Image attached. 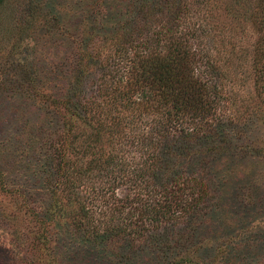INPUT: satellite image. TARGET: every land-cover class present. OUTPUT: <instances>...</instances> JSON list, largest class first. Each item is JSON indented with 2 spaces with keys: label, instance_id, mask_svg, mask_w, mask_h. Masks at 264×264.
<instances>
[{
  "label": "rangeland",
  "instance_id": "obj_1",
  "mask_svg": "<svg viewBox=\"0 0 264 264\" xmlns=\"http://www.w3.org/2000/svg\"><path fill=\"white\" fill-rule=\"evenodd\" d=\"M258 1L3 0L0 264H264V103L255 93L251 68ZM169 9L172 16L187 17L196 29L193 47H210L214 66L228 75L236 94L235 106L225 113L230 124L224 121L222 127L210 119L209 132L182 157L184 170L207 183L209 196L192 218L160 230L159 245L97 246L79 240L52 192L57 145L64 146L66 159H74L67 139L58 143L67 116L64 100L73 94L71 87L79 91L78 99H90L105 67L116 63L120 35L133 31L148 37ZM73 128L89 133L78 122ZM125 132L130 139L135 130ZM139 151L119 154L131 159ZM91 172L77 184L85 185L82 195L89 192L88 198L93 193L88 179L96 178ZM118 189L125 193L128 187Z\"/></svg>",
  "mask_w": 264,
  "mask_h": 264
},
{
  "label": "trees",
  "instance_id": "obj_2",
  "mask_svg": "<svg viewBox=\"0 0 264 264\" xmlns=\"http://www.w3.org/2000/svg\"><path fill=\"white\" fill-rule=\"evenodd\" d=\"M261 5L264 0L258 1L255 13L259 32L251 68L255 93L264 103ZM147 36L133 31L120 35L113 50L116 63L105 67L107 72L96 92H90L92 97L78 99L79 91L71 87L73 94L64 100L67 116L58 143L66 138L74 159H66L64 146L57 145L54 204L75 227L74 237L97 246L108 242L131 248L159 245L164 240L160 230L196 214L209 196L208 185L184 170L182 157L209 132L210 119L220 126L224 121L230 124L225 113L236 103L233 82L222 68L214 66L210 47H193L196 29L187 17L172 16L169 9L166 20L156 23ZM122 110L130 113L123 116ZM76 122L89 133H76ZM126 127L135 130V136L126 139ZM123 146L129 151L118 150ZM136 147L140 150L136 156L123 157ZM93 170L96 178L88 179L93 189L88 198L89 192L82 195L85 185L81 189L77 184ZM122 185L128 187L125 193L118 189Z\"/></svg>",
  "mask_w": 264,
  "mask_h": 264
}]
</instances>
